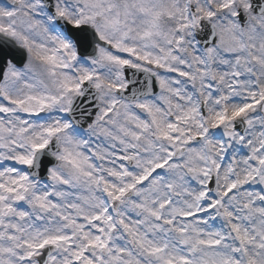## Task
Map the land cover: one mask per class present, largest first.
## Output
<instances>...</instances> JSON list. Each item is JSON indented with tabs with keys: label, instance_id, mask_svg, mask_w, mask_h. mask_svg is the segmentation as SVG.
Listing matches in <instances>:
<instances>
[{
	"label": "snow or ice",
	"instance_id": "1",
	"mask_svg": "<svg viewBox=\"0 0 264 264\" xmlns=\"http://www.w3.org/2000/svg\"><path fill=\"white\" fill-rule=\"evenodd\" d=\"M0 264H264V0H0Z\"/></svg>",
	"mask_w": 264,
	"mask_h": 264
}]
</instances>
